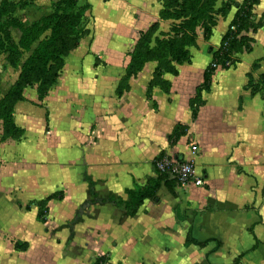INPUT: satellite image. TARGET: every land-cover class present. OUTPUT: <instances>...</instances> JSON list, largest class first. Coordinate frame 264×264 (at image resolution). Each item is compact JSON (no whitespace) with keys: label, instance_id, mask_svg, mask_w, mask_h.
<instances>
[{"label":"crops","instance_id":"obj_1","mask_svg":"<svg viewBox=\"0 0 264 264\" xmlns=\"http://www.w3.org/2000/svg\"><path fill=\"white\" fill-rule=\"evenodd\" d=\"M225 1L217 0L216 8ZM132 2L142 7L139 22L133 27L129 17L128 28L143 31L159 19L160 0ZM233 2L212 45L191 47V60L178 65L177 75L165 73L162 83L150 85L158 64L148 62L120 97L113 75L77 93V108L89 121L84 130L99 136L87 160L91 175H84L88 204L113 217L100 220L117 225L118 259L128 264H234L240 255V264H264V0L254 7L253 19L263 20L248 32L251 49L236 54L231 67L205 74L243 0ZM191 144L199 148L195 163L203 185L177 184L174 196L162 184L134 216L112 203L91 202L89 180L98 198H126L127 188L153 175L160 152L187 157ZM190 229L208 245L186 247Z\"/></svg>","mask_w":264,"mask_h":264},{"label":"rangeland","instance_id":"obj_2","mask_svg":"<svg viewBox=\"0 0 264 264\" xmlns=\"http://www.w3.org/2000/svg\"><path fill=\"white\" fill-rule=\"evenodd\" d=\"M75 1L87 7L84 33L64 56L62 72L43 89L40 84L25 87L24 100L16 101L11 95L22 66L47 35L29 50L21 48L18 23L31 25L51 11L55 0H0V107L8 101L11 111L10 119L0 116V264H128L118 259L117 225L101 223L108 213L88 204L84 175H91L87 160L92 159L91 146L99 136L84 130L82 124L89 121L77 108L81 98L77 93L91 91L100 77L113 75L118 76L116 94L122 96L128 85H121L122 78L140 33L156 22L155 35L167 32L171 21L160 20L163 0L159 19L143 31L128 28L127 21L131 17L133 27L139 22V2ZM216 2V10L224 3L228 10L234 6L227 0L216 8ZM225 8L217 15L216 26L226 15ZM216 26L209 39L199 37L193 47L198 41L210 47ZM10 40L18 52L10 48Z\"/></svg>","mask_w":264,"mask_h":264},{"label":"trees","instance_id":"obj_3","mask_svg":"<svg viewBox=\"0 0 264 264\" xmlns=\"http://www.w3.org/2000/svg\"><path fill=\"white\" fill-rule=\"evenodd\" d=\"M216 0H163L160 11V20L171 21L167 32L155 35L158 22L140 33L138 42L131 53L130 62L126 68L125 76L121 85L127 84L132 76H136L145 64L156 62L158 64L154 78L150 85L162 83L165 73L178 74V65L190 62V47L196 45L199 37L209 39L213 34V28L217 24V15L222 9L228 6L223 4L219 10L215 9ZM258 0H243L237 7L234 19L229 25L227 32L222 37L221 47L214 52L210 68L206 71V79L211 74L212 63L223 64L224 59L251 49L253 44L252 36L245 34L249 31H256L262 24L263 16L259 20L253 19L254 6ZM225 8V9H226ZM86 6H78L75 0H55L51 11L43 14L31 25L20 22L18 26L22 29L20 47L29 50L31 45L43 37L38 46L22 66L18 84L11 95L16 101L24 100L25 87L43 86L53 83L62 72L64 56L72 51L78 44V40L84 33L83 19L86 14ZM235 27V30L232 29ZM10 48L18 52L19 47L10 40ZM234 61V60H232ZM156 78L160 80L155 81ZM129 89V84L125 91ZM123 92H119L122 94ZM8 101L1 104L0 116L10 119L11 111H8ZM165 156L160 152L153 162V175L149 177L144 185L134 184L132 188L125 190L126 198L108 197L98 198L93 188L95 183L89 180L92 188L93 199L91 202L112 203L118 209L123 210L125 215L134 216L148 198H156L158 190L164 184L168 191L177 196V182L168 172H161L157 169V162ZM176 215L180 218L179 209ZM209 240H198L190 229L187 232L185 246L195 245L198 247L207 246ZM243 255L235 260L234 264H240Z\"/></svg>","mask_w":264,"mask_h":264},{"label":"built area","instance_id":"obj_4","mask_svg":"<svg viewBox=\"0 0 264 264\" xmlns=\"http://www.w3.org/2000/svg\"><path fill=\"white\" fill-rule=\"evenodd\" d=\"M235 30V27H232ZM223 64L212 63V68L231 67L233 65L232 58L224 59ZM199 148L196 144L190 145V154L187 157L168 156L165 155L157 162V169L161 172L170 173L180 186L193 184L195 186L203 185L202 177L197 172L195 158Z\"/></svg>","mask_w":264,"mask_h":264}]
</instances>
